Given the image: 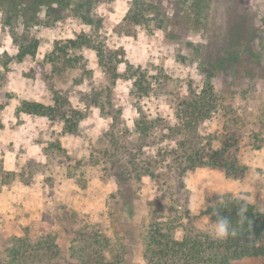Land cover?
Listing matches in <instances>:
<instances>
[{"label":"rangeland","instance_id":"rangeland-1","mask_svg":"<svg viewBox=\"0 0 264 264\" xmlns=\"http://www.w3.org/2000/svg\"><path fill=\"white\" fill-rule=\"evenodd\" d=\"M145 1L169 21L147 10L135 22L134 0H101L96 27L73 14L32 27L40 44L22 61L0 27V264H19V246L32 264H154L150 230L215 235L205 211L218 195L264 209V0H211L207 28L192 0ZM77 36L90 44L45 61ZM234 44L239 63L208 78L204 56ZM208 83L217 104L188 126L184 104ZM23 101L51 109L20 111ZM195 141L224 146L237 175L191 168Z\"/></svg>","mask_w":264,"mask_h":264},{"label":"trees","instance_id":"trees-1","mask_svg":"<svg viewBox=\"0 0 264 264\" xmlns=\"http://www.w3.org/2000/svg\"><path fill=\"white\" fill-rule=\"evenodd\" d=\"M100 1L0 0V27L16 45L17 59L22 61L28 56L35 57L40 44L39 39L30 33L32 27L39 24L53 25L71 14L76 15L84 23L96 27L102 24V18L97 13ZM134 7L135 10L132 13L135 16L132 21H142L143 12L147 10L154 11L161 23L168 22L170 19L162 10V6L156 2L134 0ZM210 7L211 0H192L189 5L190 11L195 13L205 28L209 23ZM43 11L44 17L41 14ZM84 37L81 38L82 40L77 36L65 41H56L53 50L46 55L45 61H54L62 55H68L70 50L78 49L85 43L90 44V40ZM231 46L233 47L227 49L225 55L219 54L216 60L211 56L212 53L204 56L202 67L205 72H208V78L212 74L211 71L215 69H224L227 65L235 67L239 63L240 46L235 44ZM250 61L252 64V59ZM247 73L254 74L252 69H248ZM211 93L214 94V88L208 83L201 94L184 104L182 111L188 126L195 127L209 117L217 104L210 96ZM50 109L51 107L37 101H23L20 107V111L42 116L46 115ZM184 131L181 130L180 134L185 135ZM225 151L224 146L212 151L211 148L199 145L195 141L189 149L185 150L184 155H187L191 168L206 165L221 167L226 170L227 175H237L235 164L223 154ZM241 208L245 209L242 213L239 211ZM205 212L214 221H217L220 216L227 217L231 226L235 228L236 235L216 238L215 235L188 231L181 238H175L170 226L163 228L157 226L151 229L144 239L145 256L152 258L151 261L154 264H234L237 261L243 262L249 259L264 264V209H259L255 204L237 198L234 193L229 192L218 195L216 200H210V205ZM21 240L22 238L19 237L13 239L14 242ZM34 254L20 246L13 253L19 258V264H32L30 259ZM47 263L44 262V264Z\"/></svg>","mask_w":264,"mask_h":264},{"label":"clouds","instance_id":"clouds-1","mask_svg":"<svg viewBox=\"0 0 264 264\" xmlns=\"http://www.w3.org/2000/svg\"><path fill=\"white\" fill-rule=\"evenodd\" d=\"M239 211L242 213L245 209L241 208ZM214 234L216 238H226L228 235L235 236L236 230L231 226V222L227 217L220 216L216 221Z\"/></svg>","mask_w":264,"mask_h":264}]
</instances>
